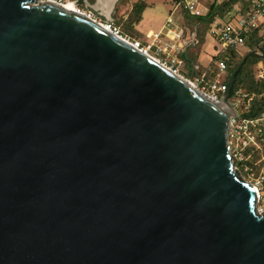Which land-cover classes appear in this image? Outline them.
<instances>
[{"label": "water", "instance_id": "95a60500", "mask_svg": "<svg viewBox=\"0 0 264 264\" xmlns=\"http://www.w3.org/2000/svg\"><path fill=\"white\" fill-rule=\"evenodd\" d=\"M97 1L75 0L112 22ZM252 56L219 101L85 15L0 0V264H264L223 108Z\"/></svg>", "mask_w": 264, "mask_h": 264}, {"label": "built area", "instance_id": "2783aa9c", "mask_svg": "<svg viewBox=\"0 0 264 264\" xmlns=\"http://www.w3.org/2000/svg\"><path fill=\"white\" fill-rule=\"evenodd\" d=\"M59 5L66 3L74 4V12L85 15L95 22L105 23V27L113 34L130 41L122 36L121 30L111 21L102 20L94 14L91 8L84 7L82 4H77L75 0H50ZM204 0H178L177 7L190 16H204L209 11V6L204 5ZM221 0H215V4H219ZM207 8V9H206ZM164 32L170 40L175 41L171 44L172 50L176 55L173 59L174 64L183 63L178 57L187 46L194 44L196 39V29L185 34L184 30L178 29V26L173 23L171 17L166 21ZM178 29V30H177ZM210 37L213 39L214 53L208 68L193 64L191 69L193 74L186 79H189L193 86L198 90L207 93L216 100L223 101V94L227 89V69L224 59H215L225 49L232 48L239 54H244L253 51L257 54L259 60L256 62L254 70L256 78H264V0H243L237 1L231 9L222 16L215 17L207 26ZM160 33H158V36ZM135 47L146 53V50L140 46L138 41H130ZM252 45V47H251ZM166 66V65H165ZM175 73L181 75L176 69H172ZM196 68V69H195ZM195 69V70H194ZM200 71L199 73L197 71ZM197 73H196V72ZM215 72V76L205 81L206 75ZM182 76V75H181ZM185 78V77H184ZM253 95L239 88L233 93L230 92L228 108L229 117V132L228 145L229 154L233 162L234 169L237 171L244 165L247 158L244 157V150L247 144L254 142L255 134L262 133L264 128V112L257 117H247L246 114L250 111ZM230 138H235L236 146L230 142ZM241 162V164H240ZM239 165L237 166L236 164ZM238 172V171H237ZM252 187H257L252 185Z\"/></svg>", "mask_w": 264, "mask_h": 264}, {"label": "rangeland", "instance_id": "374dc122", "mask_svg": "<svg viewBox=\"0 0 264 264\" xmlns=\"http://www.w3.org/2000/svg\"><path fill=\"white\" fill-rule=\"evenodd\" d=\"M93 3L94 0H88ZM204 5L209 6L212 0H204ZM176 0H117L112 8L111 18L112 23L116 25L122 33V36L130 41H138L140 46L146 50V53L160 62L161 64L176 69L185 78H188L191 71L188 72L186 65L174 64V52L171 44L175 41L170 40L165 36L166 23L169 17L172 18L175 26L178 29L184 30L187 34L190 30L196 29L197 41L187 46L189 50L188 56L195 61V64L207 67L214 53L213 39L210 37L207 26L190 19L180 7H177ZM143 4V9L136 11V5ZM205 5V6H206ZM207 9V8H206ZM94 11V10H93ZM94 14L102 20L105 18L99 15L96 11ZM201 24V25H200ZM177 29V30H178ZM158 33L160 35L158 36ZM189 34V33H188ZM202 38L204 39L202 42ZM198 53V54H197ZM197 54V57H195ZM178 57H180L178 55ZM243 66V65H242ZM196 69V68H195ZM194 69V70H195ZM256 67L253 65L252 70ZM199 73V70L197 71ZM196 72V73H197ZM210 76L206 75L205 81ZM208 93V91H206ZM254 142L247 144L244 150V157L247 158L243 167L238 168L239 175L251 185H256L259 194L256 202V207L259 210L264 209V135L263 133L255 134ZM230 142L236 146L235 138H230ZM241 164V162H240ZM237 166L239 165L236 164ZM256 188V187H255Z\"/></svg>", "mask_w": 264, "mask_h": 264}, {"label": "trees", "instance_id": "16d2710c", "mask_svg": "<svg viewBox=\"0 0 264 264\" xmlns=\"http://www.w3.org/2000/svg\"><path fill=\"white\" fill-rule=\"evenodd\" d=\"M178 1V0H176ZM243 0H221L219 4H215V0H212L209 4V11L204 16H189L190 19L201 23L204 27L208 26V24L217 16H222L226 13L231 7L237 2ZM143 4L136 5V11H140L143 9ZM200 24V25H201ZM202 38V42H203ZM252 47V45H251ZM264 48V47H263ZM189 50L187 51V47L180 52L179 56L184 65L188 67V72L191 71V65L195 64V61L188 56ZM198 54V53H197ZM197 54L195 57H197ZM244 54H239L236 50L232 48L225 49L219 56L214 57L215 59H224L226 62V69H227V77L231 74V72L236 68L239 62L242 60ZM259 60L257 57H247L243 63V66L238 71L234 85L231 89V93L235 90L241 88L247 91L249 94L253 95L250 111L246 114L247 117H257L262 112H264V78H256L255 73L252 70V66L256 64ZM182 64V63H181ZM196 72V71H195ZM200 72V71H199ZM210 78L215 76V72L209 75ZM262 133L264 135V128L262 129Z\"/></svg>", "mask_w": 264, "mask_h": 264}, {"label": "bare ground", "instance_id": "6f19581e", "mask_svg": "<svg viewBox=\"0 0 264 264\" xmlns=\"http://www.w3.org/2000/svg\"><path fill=\"white\" fill-rule=\"evenodd\" d=\"M100 1H104L105 5H106V12L104 14H105V16H108V14L110 13L111 9L113 8V4H114L115 0H98L97 2H100ZM59 6H61L62 8H65L66 10H69V11H73L74 12V4L73 3H66V4H63V5H59ZM98 23L101 24L102 26H105V23H102V22H98ZM222 103H224V102H222ZM223 108L225 110L229 109L228 106L225 103L223 105ZM253 188H254V190L256 192V195L258 197V194H259L258 188L257 187L256 188L253 187Z\"/></svg>", "mask_w": 264, "mask_h": 264}]
</instances>
